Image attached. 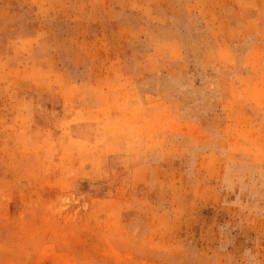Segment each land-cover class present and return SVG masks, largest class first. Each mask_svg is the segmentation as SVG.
Masks as SVG:
<instances>
[{"label": "rangeland", "instance_id": "obj_1", "mask_svg": "<svg viewBox=\"0 0 264 264\" xmlns=\"http://www.w3.org/2000/svg\"><path fill=\"white\" fill-rule=\"evenodd\" d=\"M0 264H264V0H0Z\"/></svg>", "mask_w": 264, "mask_h": 264}]
</instances>
